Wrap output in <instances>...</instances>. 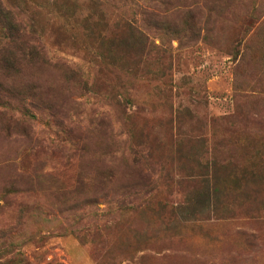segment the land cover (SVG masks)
Masks as SVG:
<instances>
[{"label":"rangeland","instance_id":"obj_1","mask_svg":"<svg viewBox=\"0 0 264 264\" xmlns=\"http://www.w3.org/2000/svg\"><path fill=\"white\" fill-rule=\"evenodd\" d=\"M0 264H264V0H0Z\"/></svg>","mask_w":264,"mask_h":264},{"label":"trees","instance_id":"obj_2","mask_svg":"<svg viewBox=\"0 0 264 264\" xmlns=\"http://www.w3.org/2000/svg\"><path fill=\"white\" fill-rule=\"evenodd\" d=\"M149 4H151L150 1H149L148 5H147V10L148 11H153V10L158 9L155 6H152V5H149ZM132 29H134V28H132ZM136 33L137 34H134V35H135L136 38L139 39V46H140L139 47L140 48L139 51L141 50V53L140 54H142V56H144L146 54V51L145 50L147 48V46H146V41H148L147 36L143 32H141L140 30H137Z\"/></svg>","mask_w":264,"mask_h":264}]
</instances>
